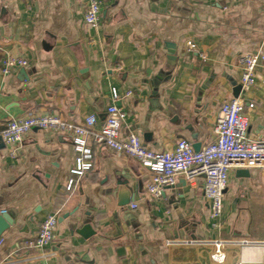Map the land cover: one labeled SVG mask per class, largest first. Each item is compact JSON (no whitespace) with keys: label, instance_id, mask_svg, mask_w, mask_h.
Instances as JSON below:
<instances>
[{"label":"crops","instance_id":"crops-1","mask_svg":"<svg viewBox=\"0 0 264 264\" xmlns=\"http://www.w3.org/2000/svg\"><path fill=\"white\" fill-rule=\"evenodd\" d=\"M101 2L93 28L84 21L88 0H0V133L29 113L74 124L96 114L100 126L116 88L133 93L117 102L123 136L137 134L154 151L180 139L213 142L221 105L241 92L238 58L264 51V0ZM7 55L29 66L5 75ZM257 73L244 99L248 135L264 139V61ZM89 145L94 167L78 177L70 136L35 129L15 158L0 138V210L13 220H0V264H264L263 168L230 171L215 230L202 178L195 186L180 178L156 198L136 160ZM52 214L53 245L21 250ZM214 240L225 242L223 263L211 259Z\"/></svg>","mask_w":264,"mask_h":264},{"label":"built area","instance_id":"built-area-1","mask_svg":"<svg viewBox=\"0 0 264 264\" xmlns=\"http://www.w3.org/2000/svg\"><path fill=\"white\" fill-rule=\"evenodd\" d=\"M102 14L101 0H88L84 21L96 28L100 24ZM190 49L196 46L189 42ZM207 57L203 55V59ZM264 61V51L242 54L238 58L241 68V92L237 97L225 101L217 115L215 126V140L197 151L194 145L186 139L178 140L176 147L171 150L154 151L147 148L141 137L131 133L122 135L126 113L117 105L119 100L132 96L128 91L122 97L116 88L112 89L113 102L106 109L103 123L98 126L96 114H90L84 124H74L62 116L46 112L43 114L29 113L23 117L14 118L7 122L1 131L0 138L4 145L10 148V156H18L19 149L26 137L33 130H41L58 135H68L72 138L77 151L75 167L72 175L81 177L94 167V153L89 140L94 145L106 147L113 152L136 160L151 174L148 192L156 198L162 196L167 187H174L180 178L190 185L204 180V194L209 203L211 226L215 230L222 227L223 198L230 182L232 169H264V139H253L248 135L250 121L246 113L247 104L244 93L256 87L259 80L257 68ZM5 75H10L18 68H26L29 62L25 59L7 55L1 60ZM254 103L248 108L253 109ZM77 181L71 178L67 190L74 189ZM133 209L137 205H132ZM7 214V210H0V216ZM58 214L48 216L41 224L38 232L27 239L21 250H44L53 245L56 239ZM214 252L211 259L216 263L226 260L225 242L214 240Z\"/></svg>","mask_w":264,"mask_h":264},{"label":"water","instance_id":"water-1","mask_svg":"<svg viewBox=\"0 0 264 264\" xmlns=\"http://www.w3.org/2000/svg\"><path fill=\"white\" fill-rule=\"evenodd\" d=\"M240 92V91H239ZM239 92L236 93L235 97H237L239 95ZM195 149L197 151L200 150L201 147H198V146H194ZM129 202H122L121 205H127ZM0 220H4L7 224H12L13 220L11 218V216L7 213V214H4L0 217Z\"/></svg>","mask_w":264,"mask_h":264}]
</instances>
